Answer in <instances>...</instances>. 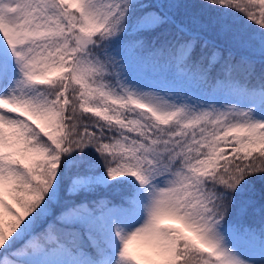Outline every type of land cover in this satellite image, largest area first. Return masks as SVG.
Segmentation results:
<instances>
[{"label": "snow or ice", "instance_id": "6c2138e0", "mask_svg": "<svg viewBox=\"0 0 264 264\" xmlns=\"http://www.w3.org/2000/svg\"><path fill=\"white\" fill-rule=\"evenodd\" d=\"M0 264H264V0H0Z\"/></svg>", "mask_w": 264, "mask_h": 264}, {"label": "rangeland", "instance_id": "374dc122", "mask_svg": "<svg viewBox=\"0 0 264 264\" xmlns=\"http://www.w3.org/2000/svg\"><path fill=\"white\" fill-rule=\"evenodd\" d=\"M5 198L8 199L7 194H6V197ZM160 223L161 224H171V223L180 224V225H182L186 229L187 232L192 233L190 231V229H188L187 227H185V225L181 221H179L177 219H174V218H170V217L164 218V219H162V221ZM147 247H149V245L146 244L142 240L133 241L132 244L130 245V249L134 253H138V252H140L141 250H143V249H145Z\"/></svg>", "mask_w": 264, "mask_h": 264}, {"label": "trees", "instance_id": "16d2710c", "mask_svg": "<svg viewBox=\"0 0 264 264\" xmlns=\"http://www.w3.org/2000/svg\"><path fill=\"white\" fill-rule=\"evenodd\" d=\"M257 188H259V184L257 185ZM163 225H167V226H169V227H171V228L179 229L180 232L183 233L184 235L189 236V237H191L192 239H195L194 234L187 232V231L184 229L183 226H180V225H173V224H163Z\"/></svg>", "mask_w": 264, "mask_h": 264}]
</instances>
